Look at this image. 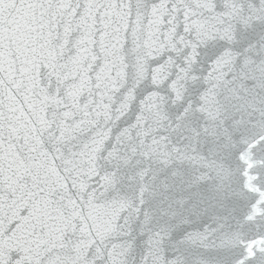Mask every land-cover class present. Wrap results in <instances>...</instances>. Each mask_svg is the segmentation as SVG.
<instances>
[{
    "label": "snow or ice",
    "instance_id": "6c2138e0",
    "mask_svg": "<svg viewBox=\"0 0 264 264\" xmlns=\"http://www.w3.org/2000/svg\"><path fill=\"white\" fill-rule=\"evenodd\" d=\"M0 264H264V0H0Z\"/></svg>",
    "mask_w": 264,
    "mask_h": 264
}]
</instances>
